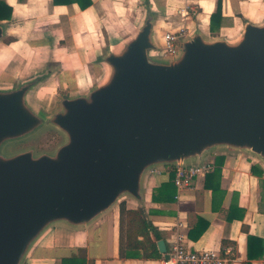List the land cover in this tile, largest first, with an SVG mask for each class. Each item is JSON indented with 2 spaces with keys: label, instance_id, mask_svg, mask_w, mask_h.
Segmentation results:
<instances>
[{
  "label": "water",
  "instance_id": "1",
  "mask_svg": "<svg viewBox=\"0 0 264 264\" xmlns=\"http://www.w3.org/2000/svg\"><path fill=\"white\" fill-rule=\"evenodd\" d=\"M158 17L144 0L138 28L100 57V82L50 110L35 97L51 70L0 83V147L45 129L62 139L50 152L0 153V264H24L53 226L87 227L127 198L142 204L154 171L199 165L216 149L264 162V24L246 22L236 43L195 27L166 57ZM157 247L168 261L165 241Z\"/></svg>",
  "mask_w": 264,
  "mask_h": 264
},
{
  "label": "crops",
  "instance_id": "2",
  "mask_svg": "<svg viewBox=\"0 0 264 264\" xmlns=\"http://www.w3.org/2000/svg\"><path fill=\"white\" fill-rule=\"evenodd\" d=\"M3 1L11 5L14 11L10 21H3L8 24L6 38L9 40L7 43L0 44L5 48L0 55V62L5 60L3 58L11 57L13 54L23 57L22 50H24L34 54L29 67L40 63L44 67L16 81L0 83H17L44 70H51L49 78L37 93L46 86H51L55 93L58 91L65 93L67 90L77 93L99 83L106 72L105 68L98 63L100 57L107 48L119 46L125 37L138 28L144 4V0H91L92 6L81 10L77 4L56 6L53 0H30L24 5H20L16 0H11L12 3L8 0ZM151 1L159 13L165 16L162 26L158 22V27L160 26L158 39L161 46L164 31L177 30L180 26V22L176 23V20L170 17L171 6L179 5L192 10L196 8L194 19L189 17L185 24L188 31L198 27L206 34L210 31V17L216 12L219 1L222 3L224 14L220 30L230 20L251 18L254 11L249 8L246 14L245 4L249 6L250 3H263L262 0ZM125 3L130 4L125 10L118 7ZM137 4H140V11L135 14L134 8ZM43 6L46 7L45 20L48 22L45 26L37 29L36 15L22 23L19 22L21 18H25L22 16L28 17L30 13L35 14V9L38 11ZM100 10L108 14H124L120 15L110 27L103 23L100 26L99 19H102L99 15ZM85 19L102 37H109V43H105V46L100 48L98 58L97 51H93L91 55L93 61L88 60L90 55L82 57L79 54L76 59L78 64L74 68L65 69L64 63L57 59V56L64 52L60 40H63L62 36L66 30H70V34H73L75 21L79 30H88ZM170 19L172 20L169 21ZM132 21L134 23L128 32L125 31L121 35L116 31L132 24ZM54 25L58 27L51 28ZM23 27L25 32L21 29ZM56 66L59 68L55 70ZM67 81L69 85L64 90L62 86ZM79 87L81 88L78 89ZM35 98L39 102L37 97ZM208 161L214 163L213 170L197 178L192 187L181 191L177 199L175 196L173 203L152 201L153 189L168 181L170 173H173L168 168L161 175L154 174L150 177L146 191H143L142 204L127 198L87 227L73 228L64 224L53 226L33 246L24 264H62L63 261H70L69 264H80L81 260L86 264H163L164 258L160 260L125 258L126 210L137 208L145 209L148 220L163 231L165 238L162 240L165 241L167 249L170 248L171 239L179 234L191 251L217 252L228 260L227 264H264L263 160L246 151L216 149L208 153L201 163ZM195 228H198L197 231L203 229V234L198 240H193L189 236Z\"/></svg>",
  "mask_w": 264,
  "mask_h": 264
},
{
  "label": "rangeland",
  "instance_id": "3",
  "mask_svg": "<svg viewBox=\"0 0 264 264\" xmlns=\"http://www.w3.org/2000/svg\"><path fill=\"white\" fill-rule=\"evenodd\" d=\"M8 1L11 2V0H8ZM16 1H18L20 5H24V4H27L30 0H16ZM262 2L263 3H250L249 6H247L248 4H245L246 6H244L245 7L244 12L246 14L248 13L249 8L253 9V11H254V14H252V16H250L251 18H249V20L248 19L247 20L241 19V20H235V21L230 20V21L225 23V27H223L220 31H217L215 33H211L210 31L209 32L206 31L207 37L209 39L225 38V39H227V41H229L231 43L238 42L242 37L244 24L246 22H250V23L256 24V25H263L264 24V0H262ZM15 4L16 3L14 2V5ZM255 4H257V6ZM158 5H160V4L158 3ZM158 5L156 4L157 7H159ZM129 6H130L129 3H125L123 5H119L118 7L120 9L125 10V8H128ZM136 6L137 7L134 8V11H136L135 14H137V12L140 11V8H139L140 4H137ZM194 7H192V8H194ZM45 8L43 6V8H39L38 11L35 9V12H34L35 14L30 13V15L28 17L22 16L25 18H21V16H20L19 18H21V20L19 22L22 23V22H24V20L30 19L36 15L35 19H38L37 20L38 21L37 29H40L42 26H45L46 23H48L45 20L46 19L45 18L46 17V9ZM184 8H185L184 6H179V5H177V6L174 5V7L173 6L170 7V11H171L170 17H172V19H174V21L176 20V23H179L182 21V12H183ZM196 12H197L196 8H194L193 10L190 11V17H192V19H194ZM122 14H124V13L108 14L105 11L100 10L99 15H100V18H102V19H99L100 26L102 25V23L107 25L108 27H110V25H114V22L117 21L118 18L120 17V15H122ZM164 17L165 16H162L159 13L158 18H159V23L161 26L164 24ZM15 19H16V21H18L17 20L18 17H16ZM172 19H170L169 21H171ZM74 23H75V26H73V30H72L73 34H70V30H66L64 36H62L63 40H60L61 45H63L62 49H64L63 50L64 52L62 53V55H58L57 59L60 62L64 63L65 69L74 68L75 65L78 64L76 59H77V56L79 54H81L82 57H83V55H85V56L90 55V56H88V60L91 61L92 60L91 55L93 54V51H97L96 55L98 58V56L101 52L100 48H103L105 46V43L106 44L109 43L108 42L109 37H107L106 35H105L106 37H104V36L102 37L101 34H99V32H96L94 27H92L90 24H88L87 19H85V23H86L88 30H79L77 25H76V21ZM133 23H134V21H132V24L124 27L122 30L117 29L116 31L119 34L123 35V33L125 31L128 32L131 29ZM58 25H54L51 28H55V27L57 28ZM59 26H61V25H59ZM159 28H160V26L158 27V30H159ZM203 28L204 27L202 26V29ZM21 29H22V31L25 32L24 27ZM37 36H39V34H37ZM8 40H9V38H5L3 40V42L6 43ZM4 49H5L4 45H1L0 46V55ZM22 52H23V57L18 56L16 54H13V56H11V57L3 58L5 60H2L0 62V82L16 81L17 79H19V78L21 79L24 76H26L27 74H30L31 72H34L36 70L38 71L39 69L44 67V65H41V63L39 65L37 64V65L29 67V63H31L32 60L34 59V54H32L30 52H26L24 50H22ZM56 68H59V67L56 66L55 70H56ZM97 71L100 72L99 69H97ZM68 85H69V81H67L66 83L63 84L62 87H64V90L66 89V87ZM81 87H79L78 89H80ZM78 89H74V90H78ZM61 92L62 91H58V93H55V91L52 90L51 86L50 87L46 86L44 89H42L41 92L36 94V97H37V100L39 101L38 102L39 104L46 107L47 110H50L53 106L56 107L57 99L61 96V94H63ZM65 93L74 94L73 90L72 91L67 90V92H65ZM61 141H62L61 136L57 131L51 130V129H45V132L43 131L41 134L34 136V138H32V139L29 138L27 140L20 141V142H18V144H15L14 142H9V143L7 142V143L3 144L0 147V153L3 154L4 156H11V155H14V154L20 152L23 149H28V148L35 149V151L37 153H39V152L40 153L41 152H50V151H53L60 144Z\"/></svg>",
  "mask_w": 264,
  "mask_h": 264
},
{
  "label": "trees",
  "instance_id": "4",
  "mask_svg": "<svg viewBox=\"0 0 264 264\" xmlns=\"http://www.w3.org/2000/svg\"><path fill=\"white\" fill-rule=\"evenodd\" d=\"M53 4L70 5L77 4L81 10H86L92 6L91 0H53ZM13 7L7 2L0 0V22L10 21L13 16ZM224 14L222 3L219 1L217 10L210 17V32L215 33L220 30L223 24ZM8 42V41H7ZM6 42V43H7ZM174 174L170 173L168 181L159 184L153 189L152 201L155 203H173L177 190L173 182ZM195 228L189 234L193 240H198L203 229L197 231ZM197 233L195 234V232ZM163 231L155 227L148 220V214L145 209L126 210V259H146L160 260L163 256L159 253L157 242L164 239ZM70 261H63L62 264H69ZM80 264H86L81 260Z\"/></svg>",
  "mask_w": 264,
  "mask_h": 264
},
{
  "label": "built area",
  "instance_id": "5",
  "mask_svg": "<svg viewBox=\"0 0 264 264\" xmlns=\"http://www.w3.org/2000/svg\"><path fill=\"white\" fill-rule=\"evenodd\" d=\"M188 7H185L182 12V22L177 30H165L162 35V56H173L176 53L177 43L179 39L185 36L188 32V27L185 24L186 20L190 17V11ZM181 13V12H180ZM214 163L208 161L196 166L190 167H175L169 170L174 173V185L177 190L176 199L179 193L184 189L193 186L195 180L201 176H204L213 170ZM154 171V174L161 175L162 172L167 171ZM169 254V260L163 262V264H227L228 260L221 257V255L214 251H191L183 242L181 235H175L170 241V248L167 249ZM264 263V259H263Z\"/></svg>",
  "mask_w": 264,
  "mask_h": 264
},
{
  "label": "bare ground",
  "instance_id": "6",
  "mask_svg": "<svg viewBox=\"0 0 264 264\" xmlns=\"http://www.w3.org/2000/svg\"><path fill=\"white\" fill-rule=\"evenodd\" d=\"M203 25V24H202ZM204 27H206L205 25H203Z\"/></svg>",
  "mask_w": 264,
  "mask_h": 264
}]
</instances>
